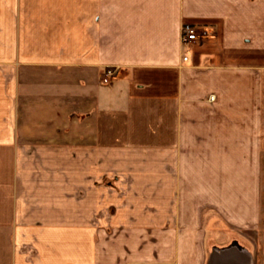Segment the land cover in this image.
<instances>
[{"label":"crops","instance_id":"crops-1","mask_svg":"<svg viewBox=\"0 0 264 264\" xmlns=\"http://www.w3.org/2000/svg\"><path fill=\"white\" fill-rule=\"evenodd\" d=\"M110 180L193 263L264 259V0H0V264H109Z\"/></svg>","mask_w":264,"mask_h":264},{"label":"rangeland","instance_id":"rangeland-1","mask_svg":"<svg viewBox=\"0 0 264 264\" xmlns=\"http://www.w3.org/2000/svg\"><path fill=\"white\" fill-rule=\"evenodd\" d=\"M109 184V215L103 220L108 219L109 230L94 232L95 259H109V264H195L189 248L185 250L180 245L179 239L188 233L166 228L163 201H159L163 206L157 208L155 215L148 209L139 214L133 208L124 210L129 202L123 199L129 195L124 185L113 180ZM121 202L125 208H117ZM118 209L126 214L117 215ZM175 259H187V262L177 263ZM257 261L264 264V259Z\"/></svg>","mask_w":264,"mask_h":264},{"label":"built area","instance_id":"built-area-1","mask_svg":"<svg viewBox=\"0 0 264 264\" xmlns=\"http://www.w3.org/2000/svg\"><path fill=\"white\" fill-rule=\"evenodd\" d=\"M193 40H195V34L193 29L188 25H184L181 29V41L183 43H186L188 41H193Z\"/></svg>","mask_w":264,"mask_h":264}]
</instances>
